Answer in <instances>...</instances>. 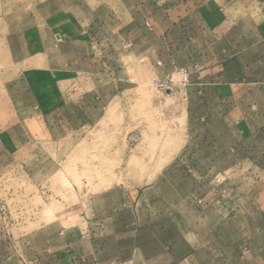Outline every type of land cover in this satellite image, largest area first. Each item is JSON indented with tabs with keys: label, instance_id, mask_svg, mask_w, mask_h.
Here are the masks:
<instances>
[{
	"label": "crops",
	"instance_id": "obj_1",
	"mask_svg": "<svg viewBox=\"0 0 264 264\" xmlns=\"http://www.w3.org/2000/svg\"><path fill=\"white\" fill-rule=\"evenodd\" d=\"M28 1L0 18V175L44 205L0 201V264H264V0ZM150 81L178 151L143 186L63 190L79 136Z\"/></svg>",
	"mask_w": 264,
	"mask_h": 264
},
{
	"label": "rangeland",
	"instance_id": "obj_2",
	"mask_svg": "<svg viewBox=\"0 0 264 264\" xmlns=\"http://www.w3.org/2000/svg\"><path fill=\"white\" fill-rule=\"evenodd\" d=\"M25 4L26 0H0V18L17 17ZM174 81L180 83V76ZM161 90L151 81L132 85L99 127L79 136L84 139L60 163L63 175H67V180L64 177L58 181L63 190L76 187L96 191L130 183L143 186L157 175L180 148L182 134L176 100ZM1 106L0 103V109ZM170 137L169 150L164 151L163 142L166 146ZM154 139L152 145L148 144ZM62 197L66 199V193ZM0 201L9 205V216L15 222L20 217L31 221L40 204L44 205L40 195L34 194L29 179L17 168L0 175Z\"/></svg>",
	"mask_w": 264,
	"mask_h": 264
},
{
	"label": "bare ground",
	"instance_id": "obj_3",
	"mask_svg": "<svg viewBox=\"0 0 264 264\" xmlns=\"http://www.w3.org/2000/svg\"><path fill=\"white\" fill-rule=\"evenodd\" d=\"M164 164V163H163Z\"/></svg>",
	"mask_w": 264,
	"mask_h": 264
}]
</instances>
